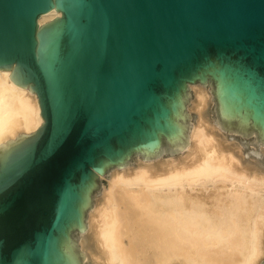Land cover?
Returning <instances> with one entry per match:
<instances>
[{
    "label": "water",
    "instance_id": "obj_1",
    "mask_svg": "<svg viewBox=\"0 0 264 264\" xmlns=\"http://www.w3.org/2000/svg\"><path fill=\"white\" fill-rule=\"evenodd\" d=\"M0 69L43 117L0 143V264H87L100 182L188 144L191 84L264 144V0H0Z\"/></svg>",
    "mask_w": 264,
    "mask_h": 264
},
{
    "label": "bare ground",
    "instance_id": "obj_2",
    "mask_svg": "<svg viewBox=\"0 0 264 264\" xmlns=\"http://www.w3.org/2000/svg\"><path fill=\"white\" fill-rule=\"evenodd\" d=\"M60 15L52 10L40 23ZM10 73L0 69V143L43 122L37 94L15 84ZM190 86L198 118L183 153L164 161L137 158V168L115 169L89 211L80 248L93 264H261L264 259V168L245 163L235 151L238 143L229 142L210 120V89Z\"/></svg>",
    "mask_w": 264,
    "mask_h": 264
},
{
    "label": "rangeland",
    "instance_id": "obj_3",
    "mask_svg": "<svg viewBox=\"0 0 264 264\" xmlns=\"http://www.w3.org/2000/svg\"><path fill=\"white\" fill-rule=\"evenodd\" d=\"M205 86H207L209 89L212 88V86H210V84H207ZM190 89L192 90L191 86H190ZM192 93H193V97H194V88L192 90ZM193 97H189V103H188V108H187V111L190 114V119L189 120H190L192 125H193V123L196 122V120L198 118L196 110L191 108V106L193 104V99H194ZM212 97H213V94H212ZM214 106H215V102L213 100L212 101V107H211L210 112H209L210 120L213 123H214V118H215ZM214 124H216V123H214ZM223 132L226 134L229 142H233V143H236V144L238 143V145L240 147L237 148V149L235 147V151H238V149H239V152H240V154H242L243 160H245L244 161L245 163L249 164V162H250V163L253 164V162H259V164L264 168V154H263L264 153L263 152L264 144H260L256 140L255 132H253L248 137L247 136H242L240 133L228 132V130H223ZM240 148H241V150H240ZM183 150H184V148L182 150H179L178 152L173 153V154H169L168 152H164V153H161L160 155H158L156 157L148 158V159L153 160V161H156L158 159L164 161L165 159H168V158H171V157L180 156L183 153ZM137 158L138 159L139 158L146 159V158H143L142 155L136 154L135 156L132 157L133 162L131 164H127V165H124V166H121V167H113L112 169H110L108 171V173L103 177V180L100 182V193L96 195V192H95V194H94V203H93L92 208L94 207L95 201L100 199L103 196V193H104L103 189L108 187L110 179H112V173L115 171V169L124 168V167L125 168H137V163H138V159ZM88 214H89V212H88ZM88 214H87V216H88ZM81 235H82V232H79L78 233L79 239L77 240V245H79V249L80 250H81V248H80V236ZM84 261L87 264H93V261L85 259V256H84Z\"/></svg>",
    "mask_w": 264,
    "mask_h": 264
}]
</instances>
